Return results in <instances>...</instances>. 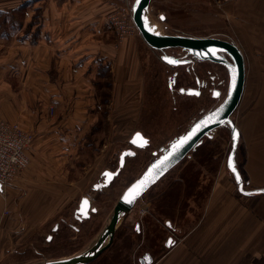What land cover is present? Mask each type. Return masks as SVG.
<instances>
[{"label":"crops","instance_id":"1","mask_svg":"<svg viewBox=\"0 0 264 264\" xmlns=\"http://www.w3.org/2000/svg\"><path fill=\"white\" fill-rule=\"evenodd\" d=\"M222 1L216 2L217 16L243 54L246 68L239 105L245 107L246 124L236 126L241 140L245 137L253 147L239 148L236 163L245 189H264V0H238L220 8ZM25 3L29 17L23 27L35 20L29 32L0 33V121L19 124L34 139L27 150V169L0 194V233L17 220L35 217L36 225L45 226L73 204L74 211L110 170L103 168L104 162L112 163L115 155L119 160L127 149L111 142L129 145L139 131L150 140L146 150L152 148L151 154L160 147L145 125L150 113L145 111L142 56L151 48L143 38H120L112 28L110 20L121 4L0 0V10L12 12ZM101 135L108 142L96 148ZM209 164L195 157L184 168L189 175L161 186L177 165L151 188L160 185V192L166 193L149 199L152 209L134 232L141 237L137 248H145L152 264H264V194H240L227 164L216 172ZM39 228L48 243L54 242L52 228ZM26 233L31 238L37 232ZM177 235L179 240L167 248V240Z\"/></svg>","mask_w":264,"mask_h":264},{"label":"rangeland","instance_id":"2","mask_svg":"<svg viewBox=\"0 0 264 264\" xmlns=\"http://www.w3.org/2000/svg\"><path fill=\"white\" fill-rule=\"evenodd\" d=\"M116 1L122 7L121 11L120 9L118 10L119 13L125 12L128 18L132 17V5L135 0ZM216 2L217 0H153L148 11V19L156 32L200 38L216 37L227 39V29H224L222 22L217 16ZM161 16L165 17L164 21L161 20ZM28 17L27 12L24 14L19 12L18 17L15 16V19L11 20L9 24L0 26V33L3 32L11 35L16 31H22V34L25 36L29 32V28L23 27V25L19 27L18 24L21 21L24 24V20ZM12 23L15 27H9ZM132 23L135 28L134 34L128 37H137L142 40L137 27L134 22ZM112 28L114 29L113 25ZM149 50L148 53L142 56L143 72L147 80L146 90L148 92L146 93L145 111L150 113L149 116H145V119L148 121L145 125L148 133L152 132L156 136L155 146L159 145L160 149L161 147H166L175 138L185 134L195 119H198L220 103L221 99L212 97L211 90H222L224 93L222 98L225 97L229 75L223 66L207 62H194L190 66L173 68L162 62L161 53L153 49ZM167 52L176 56L184 54L181 49H170ZM193 67L195 73L189 75L187 69ZM174 74H177V77L176 83L173 85L171 78ZM211 76L217 77L218 80L213 86L211 83L208 84V88L203 90L201 98L181 95L179 93V89L182 87L195 88V77L209 81ZM220 80L224 81L221 87L218 86V81ZM169 83H172V88H170ZM244 109L243 105L240 106L232 116L235 124L240 127L243 123L246 124ZM97 139L96 148L98 145L101 148L105 142H108V138L105 140L103 135L97 137ZM111 143L112 147L118 146L120 148L134 149L127 142L124 144ZM231 143L229 130L225 128L216 130L211 138L204 139L203 144L199 147L202 148L201 151L199 150V153L194 156L189 155L184 162L182 161L183 163L179 165L178 169H175L174 172L169 173V175L162 179L160 185L162 184L161 186H163L168 182H172L178 176H186V173L189 175L190 173L184 168L187 166V162L194 160L195 157L210 162L209 166L212 167L210 171L216 172L221 164H227L228 155L231 151ZM109 147L107 150L111 149ZM239 148L242 151L243 148L253 147L243 137ZM254 148L260 147L255 145ZM151 150L152 148L145 152L137 151L138 156L135 159L129 158L118 178L114 180L108 189L99 193L89 191L88 194H92L93 197L92 205L97 208L98 212L92 214L91 218L83 223H74L78 226L79 232L68 228L67 224L62 222L63 220L69 223L73 222L74 204L65 208L61 216L50 219L45 226L36 225L35 221L38 218L35 217L24 218L26 222L17 220L7 225L0 233V264H36L44 262L49 258L78 254L89 248L107 224L113 208L126 188L141 176L152 161L160 156H154L151 154ZM118 162V157L115 155L112 163L108 161L104 162L103 168L115 171L118 167ZM101 168L102 166H99L98 171ZM160 185H157L154 189H150L136 203L116 232L111 247L91 264H139V258L144 255L146 250L145 248H137V244L140 241L139 238L141 237L134 232V229L137 223L143 225L144 219L149 215L152 209L149 199L157 197L155 199L158 200L161 193H166V191L160 192ZM91 186L89 185L87 188ZM85 194L84 192L82 195ZM55 223H59L64 230L61 233L59 231L58 234H55L54 242L48 243L37 229L40 227L41 230L47 229L50 232ZM25 229L26 231H24ZM29 229L37 232L31 238H27L30 236L29 233H26L29 232ZM172 238L177 242L180 236L177 235V237L174 236ZM164 239L165 237H163ZM12 242H14L16 247H14ZM28 244H32V246L28 247Z\"/></svg>","mask_w":264,"mask_h":264},{"label":"water","instance_id":"3","mask_svg":"<svg viewBox=\"0 0 264 264\" xmlns=\"http://www.w3.org/2000/svg\"><path fill=\"white\" fill-rule=\"evenodd\" d=\"M152 1L153 0H135L132 5L131 16L133 22L146 44L151 49L161 53L162 62L173 68L180 66H190L193 65L194 62H207L223 66L224 68H226L229 75V83L226 91L227 95L221 99L219 97L221 95V92L217 91L218 95L215 94V97H219V99H221L218 105L204 113L198 119H195L185 134L175 138L172 142L168 143L166 147H161L158 151H155L153 153V155L156 157L158 155L160 156H158L154 161H152L150 165L145 169V171L141 174V176L126 188V190L118 200L117 204L113 208V211L111 212L107 224L89 248L78 254L63 258L48 259L44 262L36 264L93 263L111 247L116 232L118 231L128 214L134 208L136 203L162 178H164L172 169L179 165L191 153L195 152L197 148H199L203 144L204 139L211 138L213 133L221 128L229 130L231 134L232 143L231 151L227 159V168L238 186V192L246 196L253 194H264V189H245L246 183L244 182L242 173L236 163V156L241 142V134L235 122L233 121L232 116L235 111L239 108L244 94L246 68L243 54L241 53L238 46L228 37H226L228 40L216 37L200 38L185 35L164 34L162 32H156L154 30H151L148 27V23L150 21L148 19V11ZM161 17H163V19L161 20L164 21L165 17ZM170 49H181L184 54L181 56L172 55L171 53L167 52ZM169 61H173V63H170ZM233 69H235V71H233ZM176 76L177 74H174L171 78V82H173V85L176 83ZM234 78L235 80L233 82ZM169 86L170 88H172V83H169ZM179 93L181 95L190 96L199 95L200 90L194 88H180ZM210 117L212 122L205 124L204 122L208 121ZM197 126H199L198 131H196ZM192 132H195L192 138L186 144H184L179 149V151L175 153L174 156L169 159L167 165L165 166L166 170H163V173L159 175L158 178L153 177L155 182L147 183V186L140 193V195L136 196L134 199L131 197L125 199V196L128 193L129 189L132 188L133 185H135L138 181H140L154 164H157L160 160L164 158L165 155L168 154V152L172 151V146L174 144H176L182 138L188 136ZM137 134H140L143 139L137 140V143L133 144L132 140L136 138ZM144 141H147V143L144 144ZM141 144H143L144 146H139ZM129 145L132 146L134 149L146 150L150 147L151 144L148 138H146L141 132L137 131L130 138ZM135 156L136 152L133 149H124L119 156L117 169L115 171L105 170L101 174L98 182L93 185L91 190L92 193L108 189L112 185L114 180L120 175L121 171L124 169L126 159L133 158ZM229 161H231L232 167H229ZM232 168L235 169V172L232 171ZM105 173L111 174L110 177H106ZM237 176L239 177V181H237L236 179ZM90 195L92 197V194ZM91 197H82L76 209L73 211V222L69 223L65 220H63L62 222L67 225H70V227H72L75 231H79L78 226H76V224L74 223H83L89 220L92 214H96L98 212L97 208L92 206ZM84 201H87V205H84L82 208V204ZM136 227H140V224L137 223ZM60 228L61 225L59 223H56L52 228V233H58ZM53 234L49 236L51 237V239L53 237ZM49 237L48 240H51L49 239ZM169 240L173 242L171 246H169L168 244ZM175 243L176 241H174V239L170 237L165 245L167 248H170L174 246ZM139 262L140 264H152L153 258L149 253H146L140 258Z\"/></svg>","mask_w":264,"mask_h":264},{"label":"built area","instance_id":"4","mask_svg":"<svg viewBox=\"0 0 264 264\" xmlns=\"http://www.w3.org/2000/svg\"><path fill=\"white\" fill-rule=\"evenodd\" d=\"M236 1L223 0L218 5L221 8L224 3ZM110 21L120 38L134 34L132 17L128 18L125 12L113 15ZM49 114H55L53 107L49 108ZM33 139V135L19 124L0 121V194H4L7 187L27 169V150Z\"/></svg>","mask_w":264,"mask_h":264},{"label":"snow or ice","instance_id":"5","mask_svg":"<svg viewBox=\"0 0 264 264\" xmlns=\"http://www.w3.org/2000/svg\"><path fill=\"white\" fill-rule=\"evenodd\" d=\"M161 19H163V17H161ZM170 63H173V61H169ZM233 71H235V69H233ZM235 78L233 79L234 82ZM218 95V94H217ZM211 121V117L209 118L208 121H205L204 123H210ZM199 130V126H197L196 131ZM195 134V132L190 133L188 136L182 138L179 142H177L176 144H174L172 146V151L168 152L167 155L164 156V158L162 160H160L157 164H154L146 173V175L140 180L138 181L135 185H133L132 188L129 189L128 193L125 196V199H128L129 197L131 198H135L136 196L140 195V193L144 190V188L147 186V183L149 182H155V180L153 179V177L158 178L159 175H161L163 173V170H166V165L167 162L169 161V159L175 155L176 152L179 151V149L186 144L191 138L192 136ZM235 138V137H234ZM143 138L140 136V134L136 135V138H134L132 140L133 144L137 143V140H142ZM147 141H144V144H146ZM139 146H144L143 144L139 145ZM130 154V153H129ZM229 167H232L231 165V161H229ZM232 171L235 172V169L232 168ZM111 174L109 173H105L106 177H110ZM237 181H239V177H236ZM130 202V201H129ZM84 205H87V201H84L82 204V208ZM49 239H51V237H49ZM173 242L171 240L168 241L169 246H171Z\"/></svg>","mask_w":264,"mask_h":264},{"label":"flooded vegetation","instance_id":"6","mask_svg":"<svg viewBox=\"0 0 264 264\" xmlns=\"http://www.w3.org/2000/svg\"><path fill=\"white\" fill-rule=\"evenodd\" d=\"M187 73L189 74V75H192L193 73H195L194 72V67L193 68H189V69H187ZM177 77V76H176ZM175 77V78H176ZM218 79H217V77H215V76H211V78H210V80L209 81H206L205 79H201V78H199V77H195V81H196V87L194 88V89H198V90H200V93H199V95H193V96H195V97H198V98H201L202 97V93H203V90L205 89V88H208V84L209 83H211V85L213 86L214 84H216V81H217ZM224 83V81L223 80H220V81H218V86L219 87H221L222 86V84ZM183 88V87H182ZM187 88H193V87H186L185 89H187ZM217 91L219 92H221V95L219 96L221 99H222V96L224 95V93H223V91L222 90H219V89H212L211 90V95H212V97L213 98H215V99H219V97H215V94H217ZM153 154V153H152ZM136 155H138V153H136Z\"/></svg>","mask_w":264,"mask_h":264},{"label":"trees","instance_id":"7","mask_svg":"<svg viewBox=\"0 0 264 264\" xmlns=\"http://www.w3.org/2000/svg\"><path fill=\"white\" fill-rule=\"evenodd\" d=\"M29 4H23L22 6L18 7L16 10L12 11V12H5V11H1L0 10V26L4 25V24H9L11 22V20L15 19V16L18 17L19 12L21 13H26L27 11V7ZM35 24V20H32L29 25H27L28 28H31V26H33ZM23 22H19L18 26L22 27ZM11 27H15L13 25V23L11 24Z\"/></svg>","mask_w":264,"mask_h":264},{"label":"bare ground","instance_id":"8","mask_svg":"<svg viewBox=\"0 0 264 264\" xmlns=\"http://www.w3.org/2000/svg\"><path fill=\"white\" fill-rule=\"evenodd\" d=\"M148 27L151 29V30H154V27H152L151 26V24H150V21H149V23H148ZM155 31V30H154ZM173 55V54H172ZM227 95V94H226Z\"/></svg>","mask_w":264,"mask_h":264}]
</instances>
